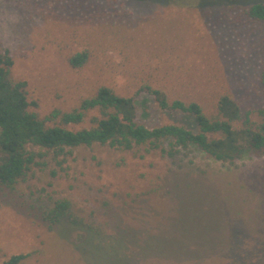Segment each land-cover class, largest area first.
Here are the masks:
<instances>
[{
	"label": "rangeland",
	"instance_id": "1",
	"mask_svg": "<svg viewBox=\"0 0 264 264\" xmlns=\"http://www.w3.org/2000/svg\"><path fill=\"white\" fill-rule=\"evenodd\" d=\"M259 1L0 0V49L13 56V72L28 82L41 117L78 105L102 84L135 94L143 81L198 100L209 112L229 93L245 112L263 104L264 22L244 12ZM84 49L89 61L73 67L69 57ZM136 103L137 119L149 127L195 128L191 116L161 109L146 91ZM48 194L71 198L81 216L111 229L145 225L157 246H229L207 256L193 251L198 260L144 264H264V156L228 163L196 147L175 155L76 147L19 191L0 185V262L30 253L27 264H87L75 248L79 230L64 239L49 229Z\"/></svg>",
	"mask_w": 264,
	"mask_h": 264
},
{
	"label": "trees",
	"instance_id": "2",
	"mask_svg": "<svg viewBox=\"0 0 264 264\" xmlns=\"http://www.w3.org/2000/svg\"><path fill=\"white\" fill-rule=\"evenodd\" d=\"M244 12L264 22L263 1L246 5ZM89 59L90 51L84 49L72 54L69 63L79 68ZM13 67V56L0 49V185L10 191H19L51 160L61 164L79 146L100 144L129 151H161L167 155L196 147L228 163L264 156V59L260 69L263 104L245 112L229 93H222L214 110L209 112L198 100L172 96L165 86L143 81L135 94H123L111 85L102 84L78 105L67 110L55 108L41 117L34 110L39 104L30 98L28 82L16 77ZM142 91L152 94L161 109L191 116L195 128L176 122L149 127L139 121L136 97ZM43 211L49 229L64 239L73 230H79L75 248L87 264H144L146 258L198 260L193 251L207 256L229 247L219 242L196 246L197 250L185 244L157 246L153 235L145 236L148 232L145 225H117L111 229L110 223L100 222L94 215L85 219L75 210L74 201L66 196L48 194ZM30 255L12 254L0 264H27Z\"/></svg>",
	"mask_w": 264,
	"mask_h": 264
}]
</instances>
